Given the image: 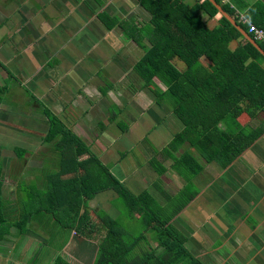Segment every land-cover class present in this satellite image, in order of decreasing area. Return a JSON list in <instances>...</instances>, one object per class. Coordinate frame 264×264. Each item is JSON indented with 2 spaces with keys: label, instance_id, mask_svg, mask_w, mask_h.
Here are the masks:
<instances>
[{
  "label": "crops",
  "instance_id": "0c3cea01",
  "mask_svg": "<svg viewBox=\"0 0 264 264\" xmlns=\"http://www.w3.org/2000/svg\"><path fill=\"white\" fill-rule=\"evenodd\" d=\"M182 1L189 6L195 0ZM151 18L141 0H0V85L6 86L0 100L3 197L5 173L15 180L4 198L18 208L19 194L20 209L25 185L41 188L57 170L59 154L53 140L44 139L48 111L133 194L146 191L169 210L180 206L170 223L203 264H264V130L223 169L205 163L186 143L178 146L171 152L175 157L186 149L200 166L186 184L172 160L159 152L181 127L166 99L167 85L158 75L148 85L135 68L152 48L145 34ZM217 18L202 15L209 27ZM170 61L183 68L181 60ZM198 62L212 67L204 55ZM236 121L253 128L264 125V116L242 113ZM182 159L184 174H193L186 167L189 159ZM191 189L194 196L182 205L177 195ZM117 196L113 189L98 192L87 202L90 215L114 212ZM45 221L33 215L24 234L1 240L0 259L11 264L44 259L39 243L47 238ZM81 231H71L61 254L71 264H92L97 244Z\"/></svg>",
  "mask_w": 264,
  "mask_h": 264
},
{
  "label": "trees",
  "instance_id": "16d2710c",
  "mask_svg": "<svg viewBox=\"0 0 264 264\" xmlns=\"http://www.w3.org/2000/svg\"><path fill=\"white\" fill-rule=\"evenodd\" d=\"M214 1L250 37L247 23L238 19L240 13L264 30V1L250 4L243 0ZM141 2L152 14L149 32H145L152 48L135 68L145 76L148 85L153 82V75H158L167 85L166 99L181 127L159 152L172 160V168L188 184L200 166L186 149L181 158L175 157L171 152L178 146L186 143L187 149L195 151L205 163L212 162L223 169L264 130L263 124L244 128L236 121L242 113L246 117L257 113L264 116V57L209 0H195L189 6L182 0ZM203 14L208 18L217 14L218 18L209 27L202 20ZM254 41L264 51V43ZM230 42H235L234 47L229 48ZM201 55L211 63L210 69L198 62ZM174 58L181 60L182 69L170 61ZM5 89L6 86L0 85V100ZM45 116L48 124L44 139L53 140V150L60 157L58 168L46 177L43 187L25 185L19 213L18 208L8 210L10 201L3 197L0 163V241L24 234L33 215L45 219L52 215L62 228L82 229L84 235L96 242L92 264H203L185 248L184 235L170 223L180 206L169 210L159 207L146 191L133 194L54 115L45 111ZM84 154L87 156L79 159ZM183 157L189 159L186 167L193 174H184L180 167H185ZM154 162L155 159L151 160ZM107 189L117 192L125 216L140 223L142 229L136 235L130 234L108 212L94 210L93 216L90 215L88 200ZM195 192L191 189L190 193L183 196L181 192L177 196L184 205ZM12 229H16V234ZM50 232L53 235L51 229ZM55 264L70 263L56 255Z\"/></svg>",
  "mask_w": 264,
  "mask_h": 264
},
{
  "label": "rangeland",
  "instance_id": "374dc122",
  "mask_svg": "<svg viewBox=\"0 0 264 264\" xmlns=\"http://www.w3.org/2000/svg\"><path fill=\"white\" fill-rule=\"evenodd\" d=\"M243 1L247 4H250V3L254 2L255 0H243ZM260 1L263 2L264 0H260ZM13 179L14 178H12V180ZM12 180H11V177H7V175L5 173L6 183L4 184L5 185L4 186V190H5L4 191V197H6L11 192L10 187L14 186V183L12 182ZM17 198H18L17 205H18V210H19V194L17 195ZM10 204L11 203H9L7 205V207L9 206L8 210L9 209H15V205L11 204V206H10ZM112 204H113L114 212L108 211L109 214L112 217L118 218V221L120 222V224H122L124 226V228H126L129 231L130 234L136 235V233L140 232V230L142 229L140 223L136 219L135 220H129V218H127L125 216V214L121 211L122 207H120L121 205H120L119 199H117V198H116V200L114 199ZM46 225L48 226V228L45 227ZM43 227H45V229H46L45 234H46L47 238H45L44 242L40 241L39 246H40V250L41 249L43 250L45 258L44 259L39 258L38 260L36 259L33 264H52V263L55 264V256L56 255H60L61 257H63L61 254V249L64 245V242H66L67 239L69 238V235L71 234V230H70V228H62L58 223H55V220L52 217V215L48 216L47 221H45V224ZM50 229H51V231H53V235L51 234ZM12 232H14L16 234V229H12ZM42 236H44V235H42ZM18 243H19V239H18ZM153 245H154V243H153ZM18 248H19V244H18ZM89 249L90 250L92 249L91 245H89ZM40 250H38V253ZM73 250H75V249H73ZM11 257H13V259L16 258V251H15V253L13 251V253L11 254ZM0 261H1L0 262L1 264H11V263H8V262L1 260V259H0ZM73 264H77V263L74 262Z\"/></svg>",
  "mask_w": 264,
  "mask_h": 264
},
{
  "label": "water",
  "instance_id": "95a60500",
  "mask_svg": "<svg viewBox=\"0 0 264 264\" xmlns=\"http://www.w3.org/2000/svg\"><path fill=\"white\" fill-rule=\"evenodd\" d=\"M209 1L216 7V9L221 13V15L224 16L231 23V25L237 28L239 32L243 35V37H245L264 57V51L258 46V44L242 28H240L236 24V22L226 12H224L214 0Z\"/></svg>",
  "mask_w": 264,
  "mask_h": 264
},
{
  "label": "built area",
  "instance_id": "2783aa9c",
  "mask_svg": "<svg viewBox=\"0 0 264 264\" xmlns=\"http://www.w3.org/2000/svg\"><path fill=\"white\" fill-rule=\"evenodd\" d=\"M238 19L247 23V32L251 34V38L264 43V30L251 22H248L242 14L238 15Z\"/></svg>",
  "mask_w": 264,
  "mask_h": 264
}]
</instances>
